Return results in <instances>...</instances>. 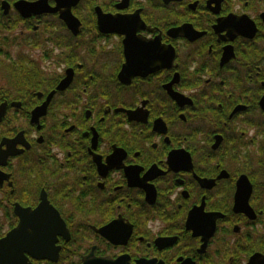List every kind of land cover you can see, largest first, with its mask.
<instances>
[{
  "label": "flooded vegetation",
  "instance_id": "af4514ba",
  "mask_svg": "<svg viewBox=\"0 0 264 264\" xmlns=\"http://www.w3.org/2000/svg\"><path fill=\"white\" fill-rule=\"evenodd\" d=\"M43 206L55 234L13 235ZM7 236L47 250L25 264H264V0H0Z\"/></svg>",
  "mask_w": 264,
  "mask_h": 264
},
{
  "label": "water",
  "instance_id": "95a60500",
  "mask_svg": "<svg viewBox=\"0 0 264 264\" xmlns=\"http://www.w3.org/2000/svg\"><path fill=\"white\" fill-rule=\"evenodd\" d=\"M77 1V0H76ZM28 9V7H23V10ZM62 15H66V19L72 20L75 22H78V19L70 16V12L67 11L63 12ZM100 23L102 24L103 21L109 22V21H117L115 18H111L112 16H106L102 15ZM70 82V77L68 76L60 85L59 89H64ZM42 213H45V215L41 216ZM20 216V224L16 228V230L13 232V235L17 234L18 238H21L24 236H31L29 232L23 233V229H30L33 228L35 232L33 233V236H37L38 238H42L46 236V234H55L54 230H57L61 223V219L59 218L58 214H55L53 216L50 215L49 210L46 206H43L40 209L37 210H31V209H22V212L19 213ZM59 223V225H58ZM50 231V232H49ZM35 245V242L32 240H27V242L23 243L21 241H15L13 238H10V236H7L0 240V264H25V252L31 253L33 255L39 254H45L47 250L44 247L40 248H32L33 250L29 249L30 245ZM47 243H44V245ZM28 247V248H27ZM54 257L53 260H57V254L59 251V248H55L54 250ZM84 264H129L128 260L119 259V260H112L111 258H97L94 259L91 256L86 257ZM88 262V263H87ZM140 264H153L152 262H141Z\"/></svg>",
  "mask_w": 264,
  "mask_h": 264
}]
</instances>
